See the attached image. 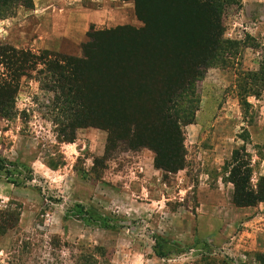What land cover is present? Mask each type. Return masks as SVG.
<instances>
[{
  "label": "rangeland",
  "instance_id": "1",
  "mask_svg": "<svg viewBox=\"0 0 264 264\" xmlns=\"http://www.w3.org/2000/svg\"><path fill=\"white\" fill-rule=\"evenodd\" d=\"M33 1L0 19V44L82 57L94 32L143 26L133 0H40L36 9ZM238 3L218 20L222 43L194 84L196 108L182 127L185 163L174 173L156 169L148 148L107 144L99 128H77L71 142L61 141L57 121L65 118L44 67L21 75L13 115L0 118L9 169H0V208L18 207L17 234L37 243L34 264H73L78 248H97L102 264H264V201L234 206L223 169L242 149L250 183L264 174V87L249 77L264 54V0ZM149 55L146 70L158 52ZM15 232L0 236V264ZM52 236L66 246L49 247Z\"/></svg>",
  "mask_w": 264,
  "mask_h": 264
},
{
  "label": "trees",
  "instance_id": "2",
  "mask_svg": "<svg viewBox=\"0 0 264 264\" xmlns=\"http://www.w3.org/2000/svg\"><path fill=\"white\" fill-rule=\"evenodd\" d=\"M238 1L133 0L142 28L122 25L96 31L82 57L47 49L36 54L0 44V118L13 115L21 75L42 64L41 71L49 77L47 88L56 91L53 102H59L65 118L57 121L61 141L71 142L77 128H99L107 131V144L123 141L148 148L156 169L174 173L185 163L182 127L192 122L196 108L194 84L222 43L218 20L223 9L239 6ZM18 7L32 9L33 0H0V19L13 16ZM150 51L158 55L146 70L142 61L150 59ZM249 77L254 88L264 87V54ZM238 151L232 150L223 166L225 180L232 185L231 203L255 206L264 201V174L251 184L246 153ZM2 161L0 169L9 172ZM18 218L16 205L0 208V236L16 231L4 264H34L31 252L37 243L27 233L17 234ZM47 245L55 250L66 246L56 236ZM97 254V248H78L73 264H102Z\"/></svg>",
  "mask_w": 264,
  "mask_h": 264
},
{
  "label": "crops",
  "instance_id": "3",
  "mask_svg": "<svg viewBox=\"0 0 264 264\" xmlns=\"http://www.w3.org/2000/svg\"><path fill=\"white\" fill-rule=\"evenodd\" d=\"M38 1H40V0H37V4H34V8H35V9L37 8L36 6L39 5ZM33 2H34V1H33ZM35 9H34V10H35ZM34 10H31V11H34Z\"/></svg>",
  "mask_w": 264,
  "mask_h": 264
}]
</instances>
